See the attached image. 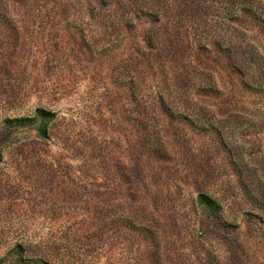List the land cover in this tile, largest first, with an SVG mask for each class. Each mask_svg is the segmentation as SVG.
<instances>
[{
	"label": "rangeland",
	"instance_id": "obj_1",
	"mask_svg": "<svg viewBox=\"0 0 264 264\" xmlns=\"http://www.w3.org/2000/svg\"><path fill=\"white\" fill-rule=\"evenodd\" d=\"M0 264H264V0H0Z\"/></svg>",
	"mask_w": 264,
	"mask_h": 264
},
{
	"label": "trees",
	"instance_id": "obj_2",
	"mask_svg": "<svg viewBox=\"0 0 264 264\" xmlns=\"http://www.w3.org/2000/svg\"><path fill=\"white\" fill-rule=\"evenodd\" d=\"M40 111H43V110H40ZM45 113H46L45 117H47V118H49L52 115V114H49V112H45ZM22 122H23V120L22 119H18V118L12 120L13 125H21Z\"/></svg>",
	"mask_w": 264,
	"mask_h": 264
}]
</instances>
